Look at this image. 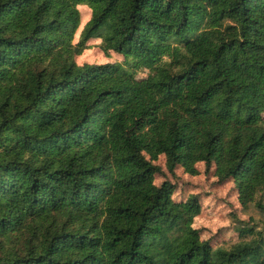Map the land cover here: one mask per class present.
Masks as SVG:
<instances>
[{
	"label": "trees",
	"instance_id": "obj_1",
	"mask_svg": "<svg viewBox=\"0 0 264 264\" xmlns=\"http://www.w3.org/2000/svg\"><path fill=\"white\" fill-rule=\"evenodd\" d=\"M161 156L262 208L264 0H0V264H264L253 225L202 240Z\"/></svg>",
	"mask_w": 264,
	"mask_h": 264
},
{
	"label": "rangeland",
	"instance_id": "obj_2",
	"mask_svg": "<svg viewBox=\"0 0 264 264\" xmlns=\"http://www.w3.org/2000/svg\"><path fill=\"white\" fill-rule=\"evenodd\" d=\"M80 22L83 25L90 18L91 11L85 5H79ZM100 40H92L88 43L89 49L76 58L78 64H104L118 62L122 63L123 58L111 53L108 56L100 49ZM151 74L149 70H139L138 77H147ZM161 168L162 174L158 175L155 183L159 185L163 181H170L175 184L176 190L173 198L181 201L190 195H198L201 203V213L193 221V227L201 229L202 240H208L216 250L219 247H226L238 240L237 227L242 228L253 225L256 231L264 232V198L261 200L262 208L251 203L243 208L238 189L234 181L218 183L213 175L214 169L205 172L204 164H197L199 174L190 176L182 169L177 168L174 175H170L165 169L164 157H159L155 163Z\"/></svg>",
	"mask_w": 264,
	"mask_h": 264
}]
</instances>
